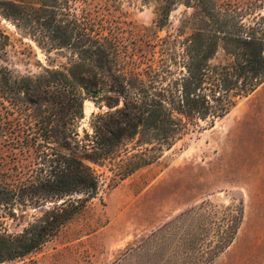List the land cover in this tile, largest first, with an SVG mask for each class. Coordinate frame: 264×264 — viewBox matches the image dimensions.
<instances>
[{
  "label": "trees",
  "instance_id": "1",
  "mask_svg": "<svg viewBox=\"0 0 264 264\" xmlns=\"http://www.w3.org/2000/svg\"><path fill=\"white\" fill-rule=\"evenodd\" d=\"M77 1L0 0V16L67 57L39 74H16L4 63L10 35L0 28V205L12 207L26 189L42 206L54 202L21 232L0 234V264L38 249L97 195L100 174L90 162L113 159L136 139L134 151L114 164L115 175L126 178L190 125L223 116L264 81V16L246 24L218 0H154L157 28L178 4L195 10L192 32L156 50L158 42L106 4L86 9ZM220 50L223 59L213 62ZM86 99L108 109L81 136Z\"/></svg>",
  "mask_w": 264,
  "mask_h": 264
},
{
  "label": "rangeland",
  "instance_id": "2",
  "mask_svg": "<svg viewBox=\"0 0 264 264\" xmlns=\"http://www.w3.org/2000/svg\"><path fill=\"white\" fill-rule=\"evenodd\" d=\"M79 2L86 9L106 4L111 15L158 42L156 50L194 27L195 10L182 3L157 28L154 0ZM218 2L246 24L264 16V0ZM0 28L10 35L4 63L16 74L66 63L65 52H47L2 16ZM223 57L220 50L213 62ZM107 109L84 101L81 136L93 132V115ZM135 140L125 141L113 159L90 162L100 174L98 193L53 238L1 264H264V81L236 97L226 114L190 125L158 159L120 179L114 164L134 151ZM27 164L20 168L27 171ZM28 190L12 207L0 205V234L21 232L53 205L42 206Z\"/></svg>",
  "mask_w": 264,
  "mask_h": 264
}]
</instances>
